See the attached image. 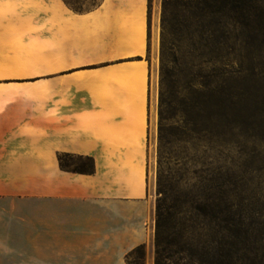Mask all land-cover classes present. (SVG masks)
Returning a JSON list of instances; mask_svg holds the SVG:
<instances>
[{"label": "crops", "instance_id": "0c3cea01", "mask_svg": "<svg viewBox=\"0 0 264 264\" xmlns=\"http://www.w3.org/2000/svg\"><path fill=\"white\" fill-rule=\"evenodd\" d=\"M159 8L0 0V247L31 264L154 261ZM94 170L60 168L59 156Z\"/></svg>", "mask_w": 264, "mask_h": 264}, {"label": "trees", "instance_id": "16d2710c", "mask_svg": "<svg viewBox=\"0 0 264 264\" xmlns=\"http://www.w3.org/2000/svg\"><path fill=\"white\" fill-rule=\"evenodd\" d=\"M255 4L264 17V0H162L153 264H234L246 198L229 155L256 95L233 67V33L247 29ZM58 161L72 173L94 170L88 157ZM125 261L143 264V247ZM247 264H264V198L247 197Z\"/></svg>", "mask_w": 264, "mask_h": 264}, {"label": "rangeland", "instance_id": "374dc122", "mask_svg": "<svg viewBox=\"0 0 264 264\" xmlns=\"http://www.w3.org/2000/svg\"><path fill=\"white\" fill-rule=\"evenodd\" d=\"M70 7L79 11L95 7L100 0H64ZM149 8H159V46H160V19L162 0H147ZM255 16L247 13L246 28L237 29L233 33L234 54L232 55L233 67L246 70L244 74L247 87L256 95L249 98L247 106V121L236 124L234 128L229 159L234 165L237 177H240L244 185V204L237 207L240 212V222L236 224V239L234 264H247V197L255 198L262 202L264 198V17L260 14L262 6L255 4ZM248 9V8H247ZM260 24V25H259ZM250 85V86H249ZM159 93V50L157 58L156 73V136H155V166H154V196L156 175V147H157V109ZM243 124V125H241ZM73 162L78 164L79 161ZM139 253H134L129 261L136 260ZM146 252L143 248V264L146 263ZM32 262H21L18 252L10 251L5 246L0 247V264H31ZM126 263V261H125Z\"/></svg>", "mask_w": 264, "mask_h": 264}]
</instances>
